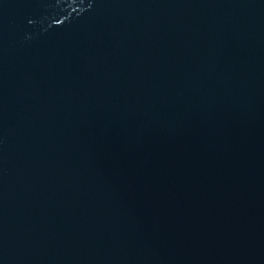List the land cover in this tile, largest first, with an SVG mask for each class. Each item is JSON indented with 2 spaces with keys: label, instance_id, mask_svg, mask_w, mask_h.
<instances>
[{
  "label": "water",
  "instance_id": "water-1",
  "mask_svg": "<svg viewBox=\"0 0 264 264\" xmlns=\"http://www.w3.org/2000/svg\"><path fill=\"white\" fill-rule=\"evenodd\" d=\"M0 264H264V0H0Z\"/></svg>",
  "mask_w": 264,
  "mask_h": 264
}]
</instances>
